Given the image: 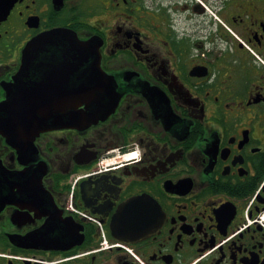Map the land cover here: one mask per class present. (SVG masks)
Here are the masks:
<instances>
[{
    "label": "flooded vegetation",
    "instance_id": "1",
    "mask_svg": "<svg viewBox=\"0 0 264 264\" xmlns=\"http://www.w3.org/2000/svg\"><path fill=\"white\" fill-rule=\"evenodd\" d=\"M13 97L0 264H264V0H0Z\"/></svg>",
    "mask_w": 264,
    "mask_h": 264
},
{
    "label": "water",
    "instance_id": "2",
    "mask_svg": "<svg viewBox=\"0 0 264 264\" xmlns=\"http://www.w3.org/2000/svg\"><path fill=\"white\" fill-rule=\"evenodd\" d=\"M113 81L106 79V81L102 80H98L94 83L90 82V85L92 86V90L94 91H98L99 93H101L102 90L106 89H111L114 90L113 88H111ZM94 86V87H93ZM86 89V87L84 88ZM106 98H110V100L113 99V101L110 104H106L104 103V100ZM89 100H91V105L94 106V108L92 109V111L90 112V114H87V112L84 114L82 112H79L77 110V104L78 102L74 103V110L72 111L69 115V118L67 121L62 120L59 117V123H64L66 125L69 126H77V125H84V124H90L91 122H94L95 120H97L98 118H101L104 115H108V112H110V110L115 109L119 100V94H117V92H113L112 94H110V96H103L101 94L99 95H95V96H91L90 98H88ZM61 100V99H59ZM5 106H13V107H17V109L15 110H5ZM0 113L1 114H7L9 116H18L17 121L19 122H31L37 121V118L40 114H51V113H46V112H40L38 110V105L32 104L29 102V99L27 97H13L10 98L6 103L4 104H0ZM16 118L14 119H9L10 121H14ZM57 120V119H56ZM5 121H2V123ZM43 128H44V124H43ZM38 130H42V129H38Z\"/></svg>",
    "mask_w": 264,
    "mask_h": 264
}]
</instances>
